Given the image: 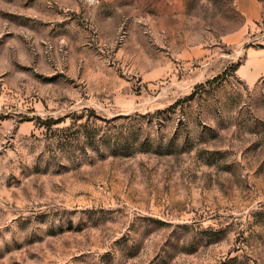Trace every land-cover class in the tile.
I'll list each match as a JSON object with an SVG mask.
<instances>
[{"label":"rangeland","instance_id":"1","mask_svg":"<svg viewBox=\"0 0 264 264\" xmlns=\"http://www.w3.org/2000/svg\"><path fill=\"white\" fill-rule=\"evenodd\" d=\"M0 264H264V0H0Z\"/></svg>","mask_w":264,"mask_h":264}]
</instances>
